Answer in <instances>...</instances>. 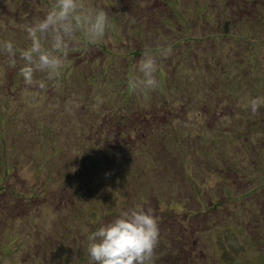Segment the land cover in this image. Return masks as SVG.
<instances>
[{"label":"rangeland","instance_id":"374dc122","mask_svg":"<svg viewBox=\"0 0 264 264\" xmlns=\"http://www.w3.org/2000/svg\"><path fill=\"white\" fill-rule=\"evenodd\" d=\"M89 2L113 27L41 89L19 50L53 0H0L17 45L16 67L0 52V264H89L87 236L139 206L158 217L154 264H264V106L241 104L264 97V0ZM160 44L158 87L133 92Z\"/></svg>","mask_w":264,"mask_h":264},{"label":"clouds","instance_id":"9594fccd","mask_svg":"<svg viewBox=\"0 0 264 264\" xmlns=\"http://www.w3.org/2000/svg\"><path fill=\"white\" fill-rule=\"evenodd\" d=\"M112 27V17L106 6L93 5L89 0H53L42 18L34 17L23 26L30 42L27 48L19 50V59L24 62L20 75L25 84L46 88L43 80L35 78L40 72L46 73V79L59 86L69 53L82 43V36L87 43L97 44L105 39ZM0 52L7 54L11 67H16L17 45L12 39L0 40ZM172 52L171 45L160 44L155 50L146 48L137 66L140 75L130 79L129 88L143 93L155 90L158 87V60L171 56ZM103 103L104 98L97 95L95 104ZM241 104L255 114L264 106V97L242 100ZM80 107L73 100L69 101L67 110L72 113ZM87 240L89 264H154L160 243L158 217L151 207H130L91 232ZM4 264L9 261L5 260Z\"/></svg>","mask_w":264,"mask_h":264},{"label":"trees","instance_id":"16d2710c","mask_svg":"<svg viewBox=\"0 0 264 264\" xmlns=\"http://www.w3.org/2000/svg\"><path fill=\"white\" fill-rule=\"evenodd\" d=\"M160 68H162V67L160 66Z\"/></svg>","mask_w":264,"mask_h":264}]
</instances>
